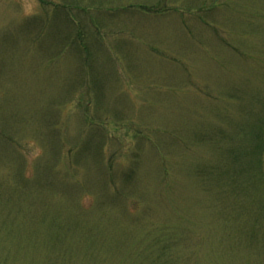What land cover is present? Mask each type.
I'll use <instances>...</instances> for the list:
<instances>
[{"label":"rangeland","instance_id":"obj_1","mask_svg":"<svg viewBox=\"0 0 264 264\" xmlns=\"http://www.w3.org/2000/svg\"><path fill=\"white\" fill-rule=\"evenodd\" d=\"M111 1L0 0V264H264V0Z\"/></svg>","mask_w":264,"mask_h":264},{"label":"trees","instance_id":"obj_2","mask_svg":"<svg viewBox=\"0 0 264 264\" xmlns=\"http://www.w3.org/2000/svg\"><path fill=\"white\" fill-rule=\"evenodd\" d=\"M104 2H113L111 0H104ZM126 3V1L124 2ZM120 5V4H119ZM82 10H87V9H82ZM101 10H107V11H111L112 10V7L110 6H106V7H101ZM114 10H119L118 8L114 9ZM120 11H123L122 9Z\"/></svg>","mask_w":264,"mask_h":264}]
</instances>
